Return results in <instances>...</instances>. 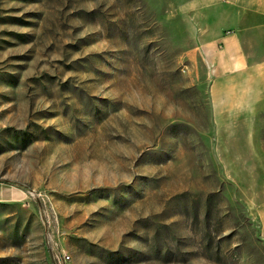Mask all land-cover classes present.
<instances>
[{"label":"rangeland","instance_id":"374dc122","mask_svg":"<svg viewBox=\"0 0 264 264\" xmlns=\"http://www.w3.org/2000/svg\"><path fill=\"white\" fill-rule=\"evenodd\" d=\"M183 1L0 0V264H264V18L220 109Z\"/></svg>","mask_w":264,"mask_h":264},{"label":"crops","instance_id":"0c3cea01","mask_svg":"<svg viewBox=\"0 0 264 264\" xmlns=\"http://www.w3.org/2000/svg\"><path fill=\"white\" fill-rule=\"evenodd\" d=\"M226 8L235 11L237 18L225 13ZM179 11L185 14L204 12L213 17L212 29L200 48L210 63L224 64L225 71L213 78L215 83L211 93L216 106L222 109L228 106V102L233 105L237 99H240L241 106H249L260 93L258 75L255 67L244 69L241 64L238 33L248 15L264 18V0H184ZM20 197L17 190L0 188V203H15Z\"/></svg>","mask_w":264,"mask_h":264},{"label":"built area","instance_id":"2783aa9c","mask_svg":"<svg viewBox=\"0 0 264 264\" xmlns=\"http://www.w3.org/2000/svg\"><path fill=\"white\" fill-rule=\"evenodd\" d=\"M28 195L30 197L34 196L32 195L31 193H28ZM37 197H41V194H37L36 195ZM57 232H52L50 231V234H44V242L45 244L48 246V248L51 250V252L57 257V256H60L59 258L62 260V261H68L69 260V257L67 255H65L64 253H59L58 251V248H57V245H56V237H57Z\"/></svg>","mask_w":264,"mask_h":264}]
</instances>
